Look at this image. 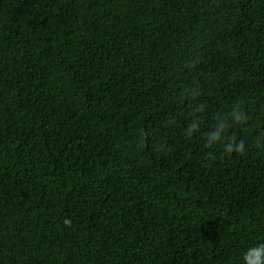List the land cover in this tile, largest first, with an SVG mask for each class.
Masks as SVG:
<instances>
[{
  "label": "trees",
  "instance_id": "obj_1",
  "mask_svg": "<svg viewBox=\"0 0 264 264\" xmlns=\"http://www.w3.org/2000/svg\"><path fill=\"white\" fill-rule=\"evenodd\" d=\"M192 84L202 130L238 98L264 127V0H0V264H237L264 240V150L186 139Z\"/></svg>",
  "mask_w": 264,
  "mask_h": 264
},
{
  "label": "clouds",
  "instance_id": "obj_2",
  "mask_svg": "<svg viewBox=\"0 0 264 264\" xmlns=\"http://www.w3.org/2000/svg\"><path fill=\"white\" fill-rule=\"evenodd\" d=\"M196 60L189 59L185 67H194ZM201 95L198 84L186 85L177 89L172 97L174 103L187 108L182 134L186 139L199 137L203 148L211 156L215 149H220L225 155L244 154L251 147L264 150V127L252 124L248 103L245 99L238 98L226 104L212 118V123L202 130L206 104L199 100ZM179 114L166 116L160 122L162 129H170L176 125ZM150 139L145 133V147ZM157 151H166L165 142L155 145ZM71 219L65 218L63 224L71 227ZM237 264H264V240H257L244 245L238 256Z\"/></svg>",
  "mask_w": 264,
  "mask_h": 264
}]
</instances>
